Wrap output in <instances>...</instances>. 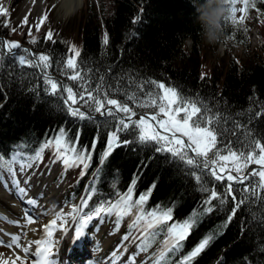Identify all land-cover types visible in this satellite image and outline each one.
Returning a JSON list of instances; mask_svg holds the SVG:
<instances>
[{"label": "trees", "instance_id": "trees-1", "mask_svg": "<svg viewBox=\"0 0 264 264\" xmlns=\"http://www.w3.org/2000/svg\"><path fill=\"white\" fill-rule=\"evenodd\" d=\"M225 3L230 4V14L224 18L223 38L209 44L205 35L211 17ZM232 7V0H100L99 10L92 7L82 31L77 63L83 80H71L69 77L74 73L65 67L66 59L72 55L69 49L73 42L54 39V32L53 41L37 40L34 49L25 56L35 60L39 54L48 55L51 67L46 74L60 77L63 83L59 84L74 87L76 92L82 90L81 86L93 89L103 77V89L110 98L127 102L136 114L156 109L150 106L148 93L154 97L162 94L161 89L147 82L163 83L184 97L199 98L222 116L224 141L240 148L254 136L264 143V0H248L246 9L252 17L247 14L244 20L231 18ZM256 25L259 41L252 46V29ZM3 28L0 22V29ZM39 31L37 36L45 38L48 31ZM10 32L14 36L17 29ZM220 43L225 44L223 54L213 62L207 61L206 46L216 49ZM237 44L243 46V56L233 53V46ZM46 74L39 68L20 65L13 55L0 50V155L5 158L13 153H19L22 158L34 156L46 141L53 140L63 129L68 141L77 142L78 150H91L95 143L86 173L80 174L65 190L67 203L75 201L88 177L99 166L86 186V189L94 186L96 192L84 212L105 201H114L117 194L127 192L135 179L134 200L151 190L143 206L146 213L153 209H171L169 224H182L196 216V223L182 241V247L168 253L162 264H264V200L250 197L230 221L231 199L224 204L213 200V210L205 212L209 205L204 201L209 196L202 187L221 192L227 181H214L205 174L198 183L192 175L196 170L182 164L178 158L155 151L154 143H136V129L131 126L119 135L121 140L133 142L114 148L101 162L117 119L124 114L116 118L96 116L88 104L80 102L77 104L83 107L80 110L86 115L90 113L91 118L70 115V100L65 103V93L46 90L50 89L45 83ZM133 94L136 99L127 100ZM237 124L242 127L236 128ZM64 175L65 172L60 178ZM258 180L250 176L243 185L234 187L257 186ZM257 192L264 197V190L257 187ZM125 219L133 221L132 216H126L120 227ZM130 225L125 235L134 231ZM160 228L166 229V226ZM155 231L156 236L147 251L151 255L158 253L167 239L166 230ZM209 235L213 237L209 245L187 260ZM139 244L140 240L136 244L137 251H140Z\"/></svg>", "mask_w": 264, "mask_h": 264}, {"label": "snow or ice", "instance_id": "snow-or-ice-1", "mask_svg": "<svg viewBox=\"0 0 264 264\" xmlns=\"http://www.w3.org/2000/svg\"><path fill=\"white\" fill-rule=\"evenodd\" d=\"M34 2V0H33ZM247 4L248 0H244ZM235 4V0H232V5ZM236 9L234 6L231 8V18L234 20V13ZM9 15L8 9L0 4V16L7 17ZM47 18V12H45L40 18L39 23L35 25L37 30ZM242 19V18H241ZM27 15L22 21L23 24H27ZM21 25V26H22ZM4 26H7L6 24ZM15 31V29H12ZM29 36H31V28L29 29ZM47 40L53 39V32L49 30L45 37ZM35 43V38L32 39ZM104 43H108V35L105 34ZM21 49V45L16 41H0V50L6 52L9 55H13L14 59L18 60L20 65H27L29 67L39 68L42 72L46 73L47 69L51 67V58L46 54H39V56L33 60L28 59L25 55H18L13 53V50ZM28 52L27 49L23 50ZM73 55L69 56L65 61V67L71 69L74 74L69 78L73 81L83 80L84 76L80 69V65L77 63V58L80 57V51L72 46ZM35 55V54H32ZM100 84L94 86L93 89H88L81 86V91H74V87H65L53 80L50 76L46 75L45 83L50 85L52 93L61 91L66 93L65 103L69 100L72 105L84 102L89 105L91 111L98 112L102 116L118 117L120 113L124 114V117L117 119V126L112 130L109 139L106 144L105 151L101 156V162L106 159L116 147L132 143L133 141L121 140L120 133L125 132L129 127L136 129L135 142L140 144L154 143L157 147L155 151L166 152L170 156L178 158L182 164L190 166L196 170L192 172L193 178L198 183L201 182L202 175L207 174L214 181H227L223 186L221 192H217L215 188L202 190L208 192L209 198L204 201L206 205H209L204 209L205 212H211L213 210L212 201L218 200L219 203L224 204L229 199L233 202V208L230 211L228 220L236 214L241 205L245 204L248 199H261L257 192V187L264 190V143L260 139L251 137L247 145L241 144L240 148H236L231 142L224 141V129L221 127L220 122L224 119L218 113H214L207 105H205L199 98L184 97L175 88L166 87L163 83H157L156 81H148L155 87L162 90V94L152 96L148 93L150 106L158 107L159 113H163L166 119L157 120V115L150 117L151 121H155L159 128L163 129L165 133H171L170 135H161L156 131L152 124L149 123L143 116L138 121H133L132 117L136 115L133 108L129 107L128 103L121 101L120 99L110 98L109 93L103 89V77H100ZM141 89L143 85L139 86ZM135 95L127 97V100L134 101ZM157 99L160 103L157 104ZM114 106V107H111ZM140 106H145L141 104ZM69 114L78 117L79 119L91 118L90 113L86 115L85 111H81L79 107H72L69 105ZM183 112V117H179V114ZM242 127L237 124L236 128ZM250 131V130H249ZM180 133L182 136L188 138L186 144L183 139L176 134ZM235 134V131H233ZM76 141H68L66 139V133L61 129L58 135L50 141H46L45 144L35 153L34 156L22 158L19 153H13L10 158H5L0 155V185L7 187L9 184L15 189L16 193L21 197L28 195L27 183L29 178L25 175V186L21 185V179L17 175L16 165H19V173L24 174L33 166L34 162L42 159V153L44 148L51 147L57 153V159L65 165V167H79L82 166L81 176L86 173L89 167V162L92 159V151L95 149V143L92 149L76 148ZM194 154V155H190ZM233 161V167L228 168L226 165H218L219 161ZM243 161V163H241ZM248 162L260 165L259 169L249 172L247 175H239L243 169L247 168ZM199 171L200 174H197ZM7 174V179L3 173ZM233 173H236L235 175ZM250 176L259 177L257 186L244 185L241 188H235V184H244ZM95 177L93 178L92 185L95 184ZM135 179L132 181L127 192L124 194H117V198L114 201H105L97 206L95 209L84 212L83 209L88 206V200L92 194L96 192L94 186H90L86 189L88 195L82 198L79 206H74L72 211L67 215L77 220L78 226L73 229L74 236L73 242L81 241L88 237L90 234L87 231V225L95 217H99L103 221V215L114 216L116 230H119L120 223L126 216H132L133 221L130 225V229H136L140 232V235L135 239L140 240L139 250L140 252H147L151 246V240L156 236V229L166 230L167 239L163 241V248L154 257H151L152 264H162L165 262L166 255L182 247V241H184L189 234L190 230L196 223V216L190 217L182 224H169L171 220V209H153L149 212L144 211V204L151 194V190L141 194L135 200L133 199V191L135 188ZM154 187V185H153ZM251 189V190H250ZM28 204H36L35 199L29 198ZM135 210V211H134ZM0 219H7V217L0 215ZM25 223H20L16 220H9V223L18 224L21 230L27 227L28 224L35 222L36 218L32 217L28 213H24ZM57 220L64 221V213L61 212L56 216V219L51 220L50 224L44 226L45 239L29 241L27 246L21 245V237L26 236V233L21 231L19 234H9L10 239L5 241L0 238V245H5L9 248H20L23 253L27 255H33L36 257L35 264H54V246L56 241L52 239L53 230L57 225ZM264 222V218H262ZM161 225H165V228H160ZM3 230L0 229V232ZM63 234V233H62ZM129 235L123 237L124 240H128ZM58 239V238H57ZM213 239L211 235L206 236L199 245L190 253L187 260H191L202 252ZM35 245L34 251L31 245ZM2 255V254H0ZM118 256L117 251L111 253V258L114 261ZM11 259V257H9ZM23 260L19 255L15 257L12 264L15 261ZM133 264H135V257H132ZM0 264H8L7 260L0 259ZM111 264V261H110Z\"/></svg>", "mask_w": 264, "mask_h": 264}, {"label": "rangeland", "instance_id": "rangeland-1", "mask_svg": "<svg viewBox=\"0 0 264 264\" xmlns=\"http://www.w3.org/2000/svg\"><path fill=\"white\" fill-rule=\"evenodd\" d=\"M59 2L60 0H34V2L33 0H5L4 4L2 5L8 9L9 15L7 17L0 16V22L2 26H4L5 24L7 25L4 26L3 29H0V39L2 41L7 40V41L19 42L21 45V49L19 50L14 49L13 52L18 53V55H25L26 52L23 51L24 49H27L30 52L34 49L35 43L32 42L33 38H35L36 41L40 39H46L44 37L37 36V34L40 33L39 30L43 29L45 30V32L51 30L56 35L54 39L57 38L58 41H64V42L70 39V41L73 42V45H75V47L78 50H80L81 42H82V31L84 30L85 27L84 24H86V19L93 6H96L99 10L100 0H83L81 7L75 13L70 14L67 17H65L62 14V12H60L61 10L59 7ZM233 6L236 9L234 13V17H235L234 20H244L247 14H248L247 16H249L250 18L252 17V14L248 13V10L246 9V4L244 3V0H235V4ZM45 12H47V18L41 24L39 30H37L35 25L39 23V18ZM26 15L28 22L27 24L22 25V21L24 20ZM13 28L17 29V32L14 33V36H12L13 34L10 35L11 34L10 30ZM30 28H31V36H29ZM258 31H259V27L258 25H256L252 29V36H251L252 46L258 44L259 41ZM224 50H225L224 43H220L216 49H213L211 46H206L205 58L207 61L213 62V60L216 59V57L221 56L223 54ZM69 53L73 55L72 47H70ZM233 53L238 54L239 56H243L244 55L243 46L238 44L233 46ZM50 77L57 82L63 83L59 81L61 79L56 75H50ZM62 85L64 86V84ZM66 95L67 94L65 93V97ZM69 105H71L72 107H79L83 109L81 105H77V104L72 105L71 101H69ZM94 113L96 116H102L98 112H94ZM146 114L149 115L150 117L152 115H157V120L166 119L163 113H159V109L158 107H156V109L153 112L151 113L144 112L143 114H137L134 117H132V120L138 121L143 116L146 120L149 121L150 124L153 125L156 131L160 132L161 135L171 134V133H165L163 129L159 128V125L155 121H151L150 117L147 116ZM183 115L184 113L181 112L178 118L183 117ZM176 135L181 139H183L186 144L188 143V138L186 136H182L180 133H177ZM189 154L194 155L191 153ZM241 163H243V161H241ZM218 165H226L228 168H231L233 167V161L231 160L219 161ZM260 167H261L260 165L248 162L247 168L243 169L239 175L241 176L247 175L249 172L259 169ZM16 169H17V175L21 179V185L25 186L23 174L19 173V168H17V165H16ZM81 171H82V166L65 167V165L61 162V160L57 159L56 151H54L53 148L48 147L45 148V151L42 154V159L40 161L34 162L33 166L30 169H28L27 172L24 174L25 175L27 174V176H31L32 178H38V179L51 178L53 184H55L58 187H63V193H62L63 201L62 204L60 205V209L63 213L66 214L65 215L66 217H71L68 216L67 214L72 211L74 206H79L81 204V202L79 203L77 199L81 194H83L84 189L83 192H81V194L78 196V198L75 199L73 203H66L64 201L65 190L69 186V184L81 174ZM63 172H65V175L64 177L60 178ZM3 174L5 177H7L6 172ZM233 174L235 175L236 173ZM85 186H86V182L84 188ZM3 189H5V186L0 185V190ZM2 198L3 201L4 199H6L4 197H1L0 199ZM102 215H103V221H101L99 217H95V219L97 218L96 220L98 221V223H102L103 225L106 226V229L109 230L113 241L116 243L115 248L117 250H122L125 252L127 250L126 258L129 261V263L133 264L132 257H135V264H151L152 259L150 258L153 257L154 255H151L150 252H140V251L137 252L134 249L135 248L134 243L137 240L135 239V237L140 235V232L138 230L135 229L132 235L129 236V239L132 240V247H130L131 242L128 241L129 239L126 241L122 238L124 237V230L127 228L128 224H131V221L129 220L128 222H124V226L122 227V229L117 231L115 230V227H113L114 224L112 222L113 217L104 214ZM0 220L2 221V222L0 221V226H2V224L6 221H4L3 219ZM65 223H68V225H70L72 221L66 220ZM74 226L75 227L78 226L77 221ZM0 233L6 237L3 231ZM56 237L57 236L53 230L52 239L56 241ZM87 246L89 247L88 243ZM57 247L58 244L56 243L54 246V251H56ZM10 250L11 248L6 247L5 245H0V254H2L0 255V259L8 261V257L6 256L8 251ZM8 264H12V261H8ZM18 264L21 263L19 262ZM23 264H32V263L29 260L24 259Z\"/></svg>", "mask_w": 264, "mask_h": 264}, {"label": "bare ground", "instance_id": "bare-ground-1", "mask_svg": "<svg viewBox=\"0 0 264 264\" xmlns=\"http://www.w3.org/2000/svg\"><path fill=\"white\" fill-rule=\"evenodd\" d=\"M4 2L5 0H0V4H4ZM82 3L83 0H60V12L67 17L75 13ZM24 176L25 174H23ZM27 177L29 182L26 185L28 188L26 197L21 198L10 184L5 189L0 190V198H6L4 201L3 198L0 199V210H2L0 215L7 217V219H3L6 222L0 226V229L4 233L9 234L25 232L26 236L22 235L21 237L22 246H27L29 241L45 239L44 226L50 224L51 220L56 219V216L62 212L60 205L62 204L63 187L53 184L51 178ZM29 198L35 199L36 204H28L27 200ZM24 213L30 214L36 220L32 224H28L23 230L18 224L8 222L9 220H16L20 223H25ZM65 215L64 213L63 222L57 220V225L54 229V233L57 236L56 243L58 244L56 251H54V264H110V261L111 264H130L126 258L127 250L125 252L115 248L116 243L113 241L109 230L102 223H98L97 218L91 220L87 225V231L90 235L81 241L73 242L74 232L72 228H75L74 225L77 220ZM66 220L72 221V223L68 225V223H65ZM6 238L9 240L10 236L6 235ZM35 247L34 244L31 245L33 251ZM87 251H89V254L84 255ZM113 251L118 252V256L114 261L111 258ZM17 255L22 260L26 256L20 248L13 247L8 251L6 257H8V261H13ZM27 257L31 259L32 264H35V256L28 254ZM19 262L21 263V261L16 260L15 264Z\"/></svg>", "mask_w": 264, "mask_h": 264}, {"label": "clouds", "instance_id": "clouds-1", "mask_svg": "<svg viewBox=\"0 0 264 264\" xmlns=\"http://www.w3.org/2000/svg\"><path fill=\"white\" fill-rule=\"evenodd\" d=\"M229 14H230V4L228 3H225L222 8H217L215 10L210 20V27L205 35V40L209 44H215L222 40L224 18L226 15Z\"/></svg>", "mask_w": 264, "mask_h": 264}, {"label": "water", "instance_id": "water-1", "mask_svg": "<svg viewBox=\"0 0 264 264\" xmlns=\"http://www.w3.org/2000/svg\"><path fill=\"white\" fill-rule=\"evenodd\" d=\"M147 115V114H146ZM147 116H149V115H147ZM150 117V116H149ZM85 194H86V191L84 192V196H85Z\"/></svg>", "mask_w": 264, "mask_h": 264}]
</instances>
